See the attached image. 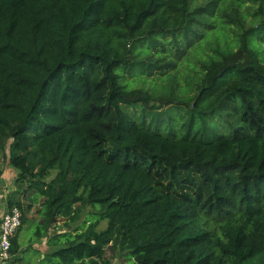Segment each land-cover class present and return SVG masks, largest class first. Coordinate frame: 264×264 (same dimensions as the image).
Masks as SVG:
<instances>
[{"label": "trees", "instance_id": "obj_1", "mask_svg": "<svg viewBox=\"0 0 264 264\" xmlns=\"http://www.w3.org/2000/svg\"><path fill=\"white\" fill-rule=\"evenodd\" d=\"M0 158L12 260L264 264V0H0Z\"/></svg>", "mask_w": 264, "mask_h": 264}, {"label": "rangeland", "instance_id": "obj_2", "mask_svg": "<svg viewBox=\"0 0 264 264\" xmlns=\"http://www.w3.org/2000/svg\"><path fill=\"white\" fill-rule=\"evenodd\" d=\"M0 170L3 172L0 176V191L2 192V194H0V201L5 204L8 195L14 190L13 181L15 178V172L7 164V161H3L1 158ZM89 211L90 208H86L84 210V214ZM28 217H35V214L30 213ZM82 219H84V215H82L81 220ZM62 223L63 222H60L59 225H61ZM78 224L79 222L73 224L71 227H75ZM106 225V221L100 222L97 227V231L105 229ZM34 230L35 228L31 220L22 226L21 231L16 235V242L19 245V249L17 254L15 255V258H13L14 260H12L10 264L12 262H15L17 264H39L42 256L47 253L48 247L46 246V239L35 243L32 241V243H30V238L32 237ZM105 257L110 261L111 264H133L132 261L126 260V258L119 252L118 248H108L106 250ZM255 264H257V261L255 262Z\"/></svg>", "mask_w": 264, "mask_h": 264}, {"label": "built area", "instance_id": "obj_3", "mask_svg": "<svg viewBox=\"0 0 264 264\" xmlns=\"http://www.w3.org/2000/svg\"><path fill=\"white\" fill-rule=\"evenodd\" d=\"M21 225V214L17 207L5 210L0 217V264H9L11 239Z\"/></svg>", "mask_w": 264, "mask_h": 264}, {"label": "crops", "instance_id": "obj_4", "mask_svg": "<svg viewBox=\"0 0 264 264\" xmlns=\"http://www.w3.org/2000/svg\"><path fill=\"white\" fill-rule=\"evenodd\" d=\"M0 194H2V192L0 191ZM5 211V204L4 203H2V201H0V217H1V215H2V213ZM43 257H44V255L42 256V258L41 259H43ZM12 261V260H11ZM10 261V262H11ZM17 264V263H16Z\"/></svg>", "mask_w": 264, "mask_h": 264}]
</instances>
